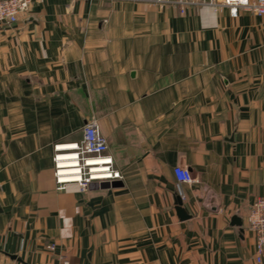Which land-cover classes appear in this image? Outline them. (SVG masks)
Returning a JSON list of instances; mask_svg holds the SVG:
<instances>
[{"label":"crops","instance_id":"crops-1","mask_svg":"<svg viewBox=\"0 0 264 264\" xmlns=\"http://www.w3.org/2000/svg\"><path fill=\"white\" fill-rule=\"evenodd\" d=\"M90 119L122 178L58 190L52 147ZM176 165L195 181L178 182ZM261 195L253 12L36 0L0 24V264H256L245 219Z\"/></svg>","mask_w":264,"mask_h":264},{"label":"built area","instance_id":"built-area-1","mask_svg":"<svg viewBox=\"0 0 264 264\" xmlns=\"http://www.w3.org/2000/svg\"><path fill=\"white\" fill-rule=\"evenodd\" d=\"M36 0H0V24L10 25L24 15ZM163 7L176 6L180 13L195 5H207L214 10L229 8L231 15L238 9L253 12L264 21V0H146ZM52 174L58 190L74 189L83 191L91 185L112 182L122 178L114 167L113 159L107 152L105 137L98 130L94 119L88 120L82 127L81 138L77 141L56 143L52 147ZM173 175L178 182L195 181L191 172L183 166L173 167ZM246 227L254 234V261L264 264V195L257 197L250 205ZM52 249V246H49ZM21 264V263H15Z\"/></svg>","mask_w":264,"mask_h":264},{"label":"water","instance_id":"water-1","mask_svg":"<svg viewBox=\"0 0 264 264\" xmlns=\"http://www.w3.org/2000/svg\"><path fill=\"white\" fill-rule=\"evenodd\" d=\"M119 184V182L118 181H112V182H101L100 184H99V187L100 188H106V187H109V186H116V185H118ZM181 199H180V197L178 196L177 198H176V200H175V204H176V207H175V209H176V212H177V214L179 215V218L180 219H186L187 218V215H186V213H185V211H184V209L181 207ZM232 223L233 224H236V225H240V223H241V221H240V219L238 218V217H233L232 218Z\"/></svg>","mask_w":264,"mask_h":264}]
</instances>
